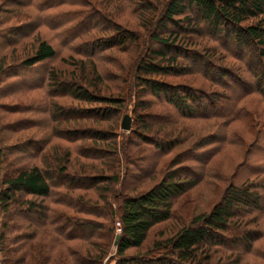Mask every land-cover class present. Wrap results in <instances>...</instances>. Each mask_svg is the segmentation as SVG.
<instances>
[{
	"label": "rangeland",
	"instance_id": "obj_1",
	"mask_svg": "<svg viewBox=\"0 0 264 264\" xmlns=\"http://www.w3.org/2000/svg\"><path fill=\"white\" fill-rule=\"evenodd\" d=\"M40 1L0 0V58L6 57L0 61V178L3 175L13 176L18 169L30 164L44 166L54 157L50 155L52 147L60 145V158L65 159L68 151L71 159L77 160L76 165L68 167L69 171L78 174L84 182L88 176L99 175L97 172L102 164L109 163L112 153H116L117 167L107 174L117 173L120 181L102 184L109 185L102 187V196H107L108 202L116 208L121 198L118 194L114 195V191L126 195L137 194L158 182L168 169L188 167L185 174L197 177V183L174 198L170 217L154 225L143 245L128 249L126 256L142 257L146 264H196L188 260L179 262L170 249H157L155 246L157 242L174 237L181 227L190 225L195 216L207 213L222 199L230 184H240L244 179L264 182V56L257 50L259 47L253 44L240 46L236 41L237 34L229 24L213 28L201 18L191 0H80L77 5L45 9L43 14L36 6ZM63 1L72 3L76 0ZM172 1L178 2L184 10L174 14L172 20H167L165 12ZM74 8L81 12L62 13L65 9ZM49 11L53 14L48 16ZM53 17L60 18V23L53 21ZM32 20L38 22L33 32L30 27H25V23ZM110 24L119 25L133 34L139 33V43L132 41L126 47L117 45L103 49L99 46V39L117 34ZM171 33H179L173 46L167 47L158 39L152 40L154 35L162 38ZM36 35L47 39L56 48L57 54L34 68H25L19 59L12 58L10 54L22 53ZM167 41L170 43V39ZM155 50L167 51V57H176L178 63H173L167 57H154ZM72 59L92 60L103 78L101 95L120 94L124 97L123 104L110 121L87 119L54 122V126L61 124L59 126L72 129H103L112 132L110 142L99 144L92 138L69 142L52 131V101L69 107L66 103L71 100L69 97L52 95L49 70L53 67L63 69L61 80L88 84L81 73H74V77L67 72L66 69L75 68ZM142 63L173 65L171 75L151 74V77L193 89L197 96L193 104L196 113H182L181 109L168 101L165 94L155 92L149 84L140 83L135 72L139 71ZM18 72L19 75H13ZM258 80L260 90H263L260 93L255 89ZM88 86L96 90L91 84ZM118 89L122 91L119 93ZM207 92L215 97L213 102L209 100L202 105L203 111L214 108L228 118L214 117L209 113L199 116L200 97ZM106 104L96 103L92 106ZM241 111L243 113L239 115ZM125 113L132 117L130 129L121 127ZM139 115L146 119L147 128L139 120ZM59 126L56 127L59 129ZM255 133H259V139ZM233 138H236L235 142L231 141ZM171 139L176 140V145L165 151L161 145ZM100 147L106 152L100 154L103 156L90 155ZM91 163L97 165L98 170L90 167ZM97 188L78 189L75 193L97 201V206L92 207L96 217L99 221L108 220L114 225L115 236L101 264H119L114 243L116 234L121 232L119 214L118 211L114 212L113 217L104 214L108 210L103 208ZM259 191L264 199V183ZM15 209L16 206L4 212L0 208V232L3 231L5 237L8 235L11 240L12 234L17 232L12 225L21 223L24 231H34L32 226L27 225L31 222L36 224L39 218L38 211L14 213ZM257 212L264 228V205ZM5 221L7 224H3ZM23 221H27L26 224ZM38 236L42 240H49L48 236L43 238L41 232ZM72 245L83 254H86L87 248H92L89 244L76 241ZM259 249H264L261 239L255 241L244 261L250 264L252 260L256 261L257 257L252 256L257 255ZM61 251L62 247L57 248L54 255ZM217 253L223 255L228 250L224 248ZM164 255L163 260L155 258ZM6 260L0 252V264L11 263L7 257ZM28 261L35 264L34 260L31 262V257L27 258Z\"/></svg>",
	"mask_w": 264,
	"mask_h": 264
},
{
	"label": "trees",
	"instance_id": "obj_2",
	"mask_svg": "<svg viewBox=\"0 0 264 264\" xmlns=\"http://www.w3.org/2000/svg\"><path fill=\"white\" fill-rule=\"evenodd\" d=\"M79 2L80 0L72 3L63 0H41L38 4H35L43 14L45 9L58 5H77ZM191 3L199 11L201 18L212 25L213 28H218L220 24H229L237 34L236 41L240 46L241 44H253L255 47H259L257 50L264 56V0H191ZM183 10V6L172 1L167 7L165 16L167 20H172L174 14ZM69 12L79 14L81 11L75 8L62 11L66 14H69ZM52 14L50 11L48 12V16ZM56 14L58 15L57 12ZM53 21L60 23L61 20L53 17ZM25 25V27H30V31L33 32L38 22L32 20L28 24L25 23ZM112 26L117 30V34L101 37L98 41L99 46L103 49H109L117 45L126 47L132 41L139 43V33L133 34L128 30L125 31L119 25ZM178 34L171 33L169 36L162 38L154 35L152 40L156 41L158 39L162 45L169 47L176 42ZM169 39L170 43L167 41ZM167 53V51L165 53L159 50L153 51L154 57H161V59L166 58ZM56 54V48L47 39L36 35L34 40L26 45L22 53L12 52L10 56L19 59L21 66L34 68L36 64L53 58ZM5 58L3 56L0 61L5 60ZM167 58L173 63H178L176 57ZM71 62H73L75 68L66 69L70 76L76 77L74 73H81L88 84H81L75 80H61L60 75L63 69L53 67L49 70V79L52 83L50 92L52 95L55 97L56 95H58L57 97H69L71 100L66 103L69 107L60 102L52 101V131L58 137L69 142L85 138H92L94 142L99 144L105 141L110 142L108 140L113 136L111 135L112 132L103 129H72L59 126L61 124L54 126V122L64 123L87 119L96 122L110 121L123 104L124 97L120 94L115 96L101 95L100 85H102L103 78L92 60L72 59ZM172 66L161 65L160 63H142L135 75L137 74L140 83L149 84L151 87L153 86L155 92L165 94L168 101L181 109L182 113L194 115L196 112L193 111V104L197 101V96L193 89L171 85L151 77V74L171 75ZM173 71L176 72V69ZM225 72L230 74L228 70ZM13 75L17 76L19 72ZM262 79H264V74ZM89 84L95 87L96 90L90 89ZM259 85L258 80V84L255 86L258 93L263 91L260 90L261 86ZM121 91L118 89L119 93ZM214 97V94L208 92L201 95V108L196 105L201 111L199 116H205V113H209L213 114L214 117L228 118L216 112L214 108L203 111L202 105L209 100L213 102ZM96 103L107 104L100 105L101 107L92 106ZM242 113L241 111L239 115ZM138 118L142 121L144 128H147L144 116L139 115ZM56 126H59V129ZM255 136L258 138L259 133H255ZM237 137L239 138V136ZM234 140L236 138L231 139L235 142ZM174 145H176V140L171 139L161 147L165 151H169ZM56 146L52 147L50 155L54 157L51 162H46L44 166L38 164L23 166L24 168L18 169L13 176L3 175L5 178H2L3 176L0 178V208L2 211L6 212L16 206L14 213L39 212L36 224L28 221L30 224L27 226H32L34 231H24L23 226L19 223L18 225H12L17 230L15 234H12L13 240L8 235L5 237L3 231L0 232V252H2L4 261L7 262V257L11 261L10 264H29L27 258L31 257V262L34 260L35 264H101L115 236V227L112 222L108 220L99 221L96 217L97 215L93 212L92 207L97 206V201L85 199L84 195H76L75 193V190L78 189L87 190L98 187L99 199L103 202V208L108 210L103 211L104 214L110 215V217L114 216L115 211H118L119 214L121 232L116 243L118 263L146 264L142 257L126 256V251L143 245L150 229L172 214L171 207L174 198L185 192L189 187L194 186L198 178H195V176L189 177L185 174L188 167H169L170 169L164 172L158 182L137 194L116 193V191L113 192V189L111 192L114 195L118 194L121 198L115 208L112 203L108 202L107 196H102V187L106 188L109 186L108 184L120 181L117 173L116 175L107 174L109 170L110 172L115 170L116 153H112V159L109 163L102 164L97 172L100 173L99 175L88 176L83 182L78 174L72 173L68 169L70 165H76L77 160L73 161L68 151L65 159L60 158L62 154L61 149H59L60 145ZM105 153L100 147L96 153L90 155L97 157L103 156L100 154ZM90 167L98 170L97 165L94 163H91ZM103 182L108 184L102 185ZM263 183L262 181L244 179L240 184H230L222 199L213 205L207 213L195 216L190 225L181 227L174 237L164 242H157L155 248L170 249L179 262L188 260L196 264H250L244 261L247 253L254 247L255 241L260 239L264 241V228L257 212L264 205V199L259 191V187H262ZM135 189L133 188V190ZM26 222L23 221L24 224ZM3 224H7V221ZM39 232L42 233L43 238L48 236L49 240L40 239ZM74 241L89 244L92 248H87L86 254H83L78 247L72 245ZM235 243H237V246ZM240 245L241 247H239ZM60 247L63 248V251L54 255L55 250L57 251V248ZM54 248L56 249L54 250ZM224 248L228 250V253L218 255L217 252ZM255 256L257 260H252V264H264V249L257 250V255L254 254L252 258H255ZM164 257L165 255L155 258L163 260Z\"/></svg>",
	"mask_w": 264,
	"mask_h": 264
},
{
	"label": "water",
	"instance_id": "obj_3",
	"mask_svg": "<svg viewBox=\"0 0 264 264\" xmlns=\"http://www.w3.org/2000/svg\"><path fill=\"white\" fill-rule=\"evenodd\" d=\"M131 124H132V117H131V115L129 113H125L123 115V118H122V121H121V127L123 129H130ZM118 237H119V234H116V238L114 240V243H117Z\"/></svg>",
	"mask_w": 264,
	"mask_h": 264
},
{
	"label": "built area",
	"instance_id": "obj_4",
	"mask_svg": "<svg viewBox=\"0 0 264 264\" xmlns=\"http://www.w3.org/2000/svg\"><path fill=\"white\" fill-rule=\"evenodd\" d=\"M106 264H107V262H106Z\"/></svg>",
	"mask_w": 264,
	"mask_h": 264
}]
</instances>
